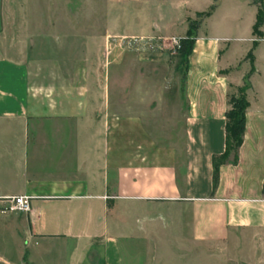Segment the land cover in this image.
<instances>
[{"label":"crops","instance_id":"crops-1","mask_svg":"<svg viewBox=\"0 0 264 264\" xmlns=\"http://www.w3.org/2000/svg\"><path fill=\"white\" fill-rule=\"evenodd\" d=\"M105 2L113 27L85 34L76 63L81 70L68 86L43 82L25 39L0 29V158L8 179L0 197H39L28 213H0V264H125L123 243H165L170 229L212 249L168 256L264 264V20L260 35L252 34L257 6L251 0ZM206 13L184 77L181 148L133 137L132 118L107 122L101 87L107 38L182 39L189 22ZM251 67L236 160L229 155L218 166L213 187V159L225 150L228 99ZM239 235L260 249H221Z\"/></svg>","mask_w":264,"mask_h":264},{"label":"rangeland","instance_id":"rangeland-1","mask_svg":"<svg viewBox=\"0 0 264 264\" xmlns=\"http://www.w3.org/2000/svg\"><path fill=\"white\" fill-rule=\"evenodd\" d=\"M199 20L200 17L193 21ZM2 27L15 31L11 38L25 39L27 58L41 72L43 82L57 79L59 84L68 86L81 70L76 63L82 56L85 34H102L113 26L105 0H0ZM27 30L30 35H18ZM172 38L178 37H108L101 53L105 79L101 87L107 96V122L119 118L122 123H129L132 118L131 123L136 124L133 137L177 150L187 137V101L184 56L180 49L173 48ZM129 134L123 133L127 138ZM3 166L0 158V185L8 181L2 175ZM170 231L173 237L165 235V243H149L145 238L123 243L125 264H216L206 258L166 255L168 251L212 249L191 243L186 232L178 236L176 229ZM221 249L259 250L260 244L243 242V236L239 235L237 241ZM238 261L243 260L218 259V264Z\"/></svg>","mask_w":264,"mask_h":264},{"label":"trees","instance_id":"trees-1","mask_svg":"<svg viewBox=\"0 0 264 264\" xmlns=\"http://www.w3.org/2000/svg\"><path fill=\"white\" fill-rule=\"evenodd\" d=\"M257 6L255 22L252 27V34L260 35L258 28L263 24L264 6L262 0H251ZM208 13L199 15L198 17L206 16ZM199 21H190L188 31L185 38L180 40V52L184 56L185 72L188 67V56L190 55L194 43L196 28ZM250 60V54H248ZM252 72V67L246 74L243 80L242 87L238 90L237 96H230L228 99L229 108L224 114V153L213 159V187H216L218 182V166L226 161L231 155L232 162L236 160V150L239 147L244 130V111L247 107V102L244 97V91L249 87L248 77Z\"/></svg>","mask_w":264,"mask_h":264},{"label":"built area","instance_id":"built-area-1","mask_svg":"<svg viewBox=\"0 0 264 264\" xmlns=\"http://www.w3.org/2000/svg\"><path fill=\"white\" fill-rule=\"evenodd\" d=\"M171 43L173 48H180V40L178 38H172ZM39 198L31 195H19V196H3L0 197V203L3 204V210L0 213L6 212H20L28 213L31 209L32 200ZM107 198V197H103Z\"/></svg>","mask_w":264,"mask_h":264}]
</instances>
